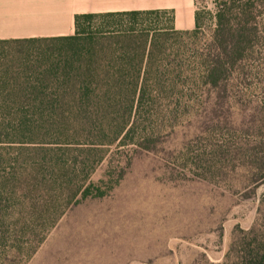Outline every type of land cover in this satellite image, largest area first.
<instances>
[{
	"label": "trees",
	"instance_id": "16d2710c",
	"mask_svg": "<svg viewBox=\"0 0 264 264\" xmlns=\"http://www.w3.org/2000/svg\"><path fill=\"white\" fill-rule=\"evenodd\" d=\"M262 7L220 0L210 39L191 48L174 37L197 32L198 11L192 32L176 31L163 13L131 12L77 15L73 36L0 40V224L19 208L29 215L0 232L3 246L12 243L2 260L26 264L70 208L105 196L92 175L117 144L154 146L150 108L162 100L177 99L186 114L231 111ZM249 264H264V255Z\"/></svg>",
	"mask_w": 264,
	"mask_h": 264
},
{
	"label": "rangeland",
	"instance_id": "374dc122",
	"mask_svg": "<svg viewBox=\"0 0 264 264\" xmlns=\"http://www.w3.org/2000/svg\"><path fill=\"white\" fill-rule=\"evenodd\" d=\"M219 2L197 0L200 27L174 41L190 48L194 41L207 42ZM261 3L260 38L245 75L236 81L231 111L204 113L197 107L186 114L177 99L150 108L154 146L111 147L91 177L107 194L70 208L26 264H249L252 255H264ZM140 20L152 25L148 17ZM114 21L109 24L120 20ZM124 21L122 28H129ZM159 23L167 26L163 17ZM17 210L20 214L8 220L11 227L20 215L29 216ZM6 226L0 224L1 233ZM3 244L0 264H8L2 259L12 243Z\"/></svg>",
	"mask_w": 264,
	"mask_h": 264
},
{
	"label": "crops",
	"instance_id": "0c3cea01",
	"mask_svg": "<svg viewBox=\"0 0 264 264\" xmlns=\"http://www.w3.org/2000/svg\"><path fill=\"white\" fill-rule=\"evenodd\" d=\"M197 0H0V40L73 36L86 14L159 12L179 32L196 29Z\"/></svg>",
	"mask_w": 264,
	"mask_h": 264
}]
</instances>
